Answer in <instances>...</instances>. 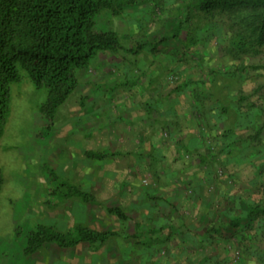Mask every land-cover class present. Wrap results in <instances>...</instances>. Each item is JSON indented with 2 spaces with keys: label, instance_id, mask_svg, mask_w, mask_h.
Returning a JSON list of instances; mask_svg holds the SVG:
<instances>
[{
  "label": "rangeland",
  "instance_id": "obj_1",
  "mask_svg": "<svg viewBox=\"0 0 264 264\" xmlns=\"http://www.w3.org/2000/svg\"><path fill=\"white\" fill-rule=\"evenodd\" d=\"M160 1L151 0L140 9L128 11L121 18L104 17L101 29H111L112 25L122 37L124 45V51L121 50L116 56H107L114 63L111 64L112 72L116 77H111V80L124 84L121 92L126 90L128 83H124V67L118 69L115 63L117 59L123 63L127 59L128 65L141 66L142 72L154 78V83L161 88H176L182 82H189L183 90L190 89L191 94L201 87H207V93L217 94L219 86L221 92L216 96L223 100L224 106L231 108V113L238 110L245 116H241L236 127L232 125L234 118L231 115L226 119L221 117L224 120L218 121L214 129L217 134L209 135L206 130H201L200 137L206 143H203L206 150L209 149L204 152L211 156L209 163L200 167L205 187L197 193V197H201L202 205L195 207L191 203L196 193L191 186H185L180 197L188 208H183L180 216L182 222L188 224L187 227L181 229L178 225L181 229L179 233L169 237L166 242L159 241L154 247L147 248L146 245L133 246L132 241L126 240L133 233L132 223L126 227L103 213L92 215L87 205H83L79 199L58 204L59 195H52L50 191H58L57 186L71 179L67 171L80 164V160L74 156L76 151L84 148L78 131L83 123L92 119L91 114L79 115L76 111L82 91L92 87L98 91V102H106L111 99L104 93L109 90L110 83H100L108 81L100 78V75L101 80L95 83L102 68V62L96 58L91 67L97 70L79 73L78 88L59 107L53 126L47 127L39 113L46 91L35 88L26 72L18 66L19 80L9 85L10 115L0 140V171L3 177L0 192V264H264V221L254 223L251 229L227 230L222 225L219 233L212 231L207 236L213 225L218 228V224H214L218 219L226 220L219 212L227 207L233 208L238 202L237 197L241 196L249 202L264 201V188L261 185L264 184V130L260 136H256L264 119L260 112L264 111V90L256 93L258 86L264 84V69L253 70L250 67L264 66V54L234 62L226 53V27H220L215 34H212L213 30L210 33H197L194 36L201 35V38L186 52L191 43L181 39L180 35L174 38L175 33L167 30L169 26H162L165 21L176 19L180 13L179 1ZM162 31L168 40L156 44V37ZM140 35L145 36V42L138 41ZM242 65L246 69L236 71ZM212 70L220 72L215 83L211 82ZM138 73L130 70L129 75L132 76L128 82ZM176 75H179L178 80ZM241 95L247 98L243 103L238 101ZM216 96H210L205 104L206 110H209L207 112L212 114L219 110L213 98ZM159 99L166 108L170 105L162 97ZM181 100L189 101V97H181ZM191 100L196 103L195 96ZM83 109L92 111L87 103ZM107 115L110 118L108 122ZM100 116V122L109 127L114 122L120 124L126 119L123 115L110 117L102 110ZM230 127L235 128L234 133L230 137H223ZM231 142L234 143L229 147ZM160 160L157 156L154 163L158 161L159 165H163ZM87 164L89 162L86 160ZM140 182L147 184L148 178H141ZM65 193H69L68 188ZM54 203L60 207L55 209ZM154 221L156 223L149 224L151 228L147 227L148 231L154 224L161 226L164 223ZM78 223L98 229L118 228L121 237L94 254L89 252L88 247L81 246L69 250L53 248L33 258L24 255L25 236L36 225H53L60 231H66ZM142 228L146 227H138V232Z\"/></svg>",
  "mask_w": 264,
  "mask_h": 264
},
{
  "label": "trees",
  "instance_id": "obj_2",
  "mask_svg": "<svg viewBox=\"0 0 264 264\" xmlns=\"http://www.w3.org/2000/svg\"><path fill=\"white\" fill-rule=\"evenodd\" d=\"M151 0H0V140L10 115L9 85L19 80L18 66L26 72L27 77L37 89H45L46 98L39 106V113L47 123V127L54 124L56 114L68 98L79 86V73L87 70L96 58L107 59V56H116L124 51L122 37L112 28L102 30L104 17L121 18L128 11L142 8ZM164 0L160 1L163 3ZM179 1V14L176 19L168 20L167 30L175 33L173 36L190 42L186 48L188 52L195 46L200 36L199 32L217 33L220 27H226V53L234 61L244 58H255L264 54V0H174ZM158 6V5H157ZM176 31V32H175ZM164 31L156 37L155 43L168 40ZM167 33V32H166ZM203 34V33H202ZM209 37H212L209 36ZM208 38V37H207ZM145 42V36L140 35L138 41ZM155 44V45H156ZM154 51V49H153ZM110 60V57H108ZM107 59V61H108ZM237 67V66H236ZM237 67L236 71L243 72L245 66ZM253 70L264 69L263 65L250 66ZM212 72L211 82H216L217 74ZM178 80V76L176 75ZM109 90L115 91L124 86L123 83L113 82ZM189 83V82H188ZM176 87L181 90L188 84ZM207 87H201L196 92V102L200 112L202 106L221 92L218 86L217 94L207 93ZM264 90V84L258 86L256 93ZM214 92V91H213ZM218 103L216 121H222L230 115L234 118L232 124L241 119V113L224 106L223 100L216 96ZM198 100V101H197ZM247 98L241 95L238 98L243 103ZM250 106H252L250 104ZM264 115V111H260ZM260 114V113H259ZM246 115V114H245ZM243 117V116H242ZM245 117V116H244ZM243 117V118H244ZM264 130V119L256 136ZM235 128L226 129L223 137H230ZM231 142L229 147L233 145ZM227 147V145H226ZM89 158L104 159L108 153H88ZM3 177L0 171V192ZM264 188V184H261ZM68 188L69 193H65ZM51 192L59 196L58 204L70 200H81L84 204L95 201V197L82 191L77 185L67 181ZM57 196V195H55ZM237 204L224 208L219 212L224 219H218V228L213 225L207 233H219L223 226L227 230L238 228L251 229L256 222L264 221V201L249 202L241 196L237 197ZM54 203L55 207L59 206ZM109 216L114 217L126 227L133 224V234L126 240L133 242V246L146 245L154 247L159 241L166 242L169 237L161 238L162 226L153 227L148 231L135 222L120 206L106 208ZM221 224V225H219ZM223 225V226H222ZM222 226V227H220ZM223 229V228H222ZM141 235V236H140ZM121 237V232L108 228L94 229L86 224H76L66 231H60L53 225L38 224L25 236L26 257H37L49 249L69 250L86 246L89 252L96 253L109 245L111 241Z\"/></svg>",
  "mask_w": 264,
  "mask_h": 264
},
{
  "label": "crops",
  "instance_id": "obj_3",
  "mask_svg": "<svg viewBox=\"0 0 264 264\" xmlns=\"http://www.w3.org/2000/svg\"><path fill=\"white\" fill-rule=\"evenodd\" d=\"M99 61L102 62V68L95 83H99L98 80L102 78L108 81L100 83L113 85L116 80H111V77L116 76L111 64L114 63L104 58H99ZM117 61L115 66L118 69L124 67V83H128L124 92H121L122 88L107 90L104 93L111 99L98 102L96 89L91 87L82 91L76 111L79 115L91 114L92 119L83 123L78 131L84 148L74 154L80 164L67 171V174H71L69 182L95 197L93 203H83L92 215L103 213L105 217H111L106 208L120 206L135 222H141L142 227L151 228L149 224L155 222V219L164 222L161 225L164 229L161 232L162 238L173 237L188 225L182 222L180 216V211L188 208L180 197L182 189L191 186L196 193L191 203L195 207L202 205L201 197H197V193L205 187L200 167L209 163L211 156L206 153L209 149L206 150L204 139L200 136L201 130H206L209 135L217 134L214 131L216 124H219L216 121L217 113L207 112V106H202L200 112L197 102L191 100L198 95L197 92L191 94L190 89L161 88L154 83V78L142 72L141 66L128 65L127 59L124 63ZM87 70L95 71L97 68L90 66ZM130 70L139 73L128 82L132 76L129 75ZM161 97L170 104L167 108L159 99ZM181 97H189V101H182ZM85 103L91 105L92 111L83 109ZM100 110L110 117L123 115L125 122H114L110 127L104 125L100 122ZM108 119L107 115V122ZM101 150L108 153V157L98 159L86 155L100 153ZM157 156L163 165H159L158 161L154 163ZM145 177L148 183L141 184V178ZM116 223L121 225L117 220ZM153 227L160 226L154 224ZM111 229L120 232L118 228Z\"/></svg>",
  "mask_w": 264,
  "mask_h": 264
}]
</instances>
